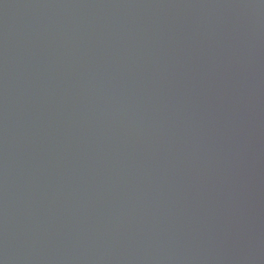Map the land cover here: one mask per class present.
I'll return each mask as SVG.
<instances>
[{
	"label": "water",
	"instance_id": "water-1",
	"mask_svg": "<svg viewBox=\"0 0 264 264\" xmlns=\"http://www.w3.org/2000/svg\"><path fill=\"white\" fill-rule=\"evenodd\" d=\"M0 264H264V0H0Z\"/></svg>",
	"mask_w": 264,
	"mask_h": 264
},
{
	"label": "bare ground",
	"instance_id": "bare-ground-1",
	"mask_svg": "<svg viewBox=\"0 0 264 264\" xmlns=\"http://www.w3.org/2000/svg\"><path fill=\"white\" fill-rule=\"evenodd\" d=\"M30 93H32V92H30ZM35 109H37V107H35ZM33 238H35V236H33ZM16 257V256H15ZM23 263V262H22Z\"/></svg>",
	"mask_w": 264,
	"mask_h": 264
}]
</instances>
